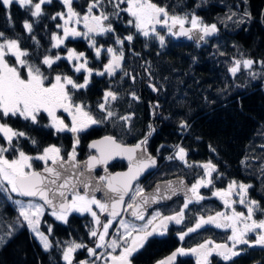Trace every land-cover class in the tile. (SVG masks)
Listing matches in <instances>:
<instances>
[{
	"label": "trees",
	"instance_id": "1",
	"mask_svg": "<svg viewBox=\"0 0 264 264\" xmlns=\"http://www.w3.org/2000/svg\"><path fill=\"white\" fill-rule=\"evenodd\" d=\"M147 1L167 18L195 16L214 29L213 37L199 47L168 35H139L125 14L126 0H72L69 9L77 14L95 6L92 14L105 16L104 31L92 35L88 30L84 36L78 28L70 38H61L60 3L28 0L25 5L0 2V46L15 45L23 72L43 86L58 81L67 101L82 110L86 128L75 136L76 159L89 152V140L100 136L122 144L142 142L149 155H157V177L175 172L189 181L197 162L211 164L213 171L200 194L239 182L264 217V0L237 1V11L234 0ZM110 51L117 55L114 62L119 61V68L106 75L103 66ZM78 61L82 70L75 71ZM244 62L247 66L239 72L231 70L234 63ZM6 63L11 67L13 59L6 57ZM0 125L13 133L4 149L6 159L18 154L33 158L48 146L64 158L71 149L70 136L54 130L42 114L31 121L0 113ZM174 150L182 152L183 163L173 158ZM42 165L32 159L29 171ZM109 166L117 168L122 162ZM12 196L22 199L17 193ZM187 208L189 215L197 210L203 214L217 205L209 199ZM16 220L0 191V232L9 227L5 234L9 233ZM37 227L49 248L41 250L20 226L0 244V264H63V252L70 246L81 247L71 250L76 263L85 257L83 247L92 244V220L87 215H69L58 223L43 214ZM224 235L205 227L183 237L182 244L191 246L207 237L220 240ZM174 242L170 235L149 239L130 262L153 264ZM242 249L229 259L212 255L206 264H264L262 245Z\"/></svg>",
	"mask_w": 264,
	"mask_h": 264
},
{
	"label": "rangeland",
	"instance_id": "2",
	"mask_svg": "<svg viewBox=\"0 0 264 264\" xmlns=\"http://www.w3.org/2000/svg\"><path fill=\"white\" fill-rule=\"evenodd\" d=\"M10 1L21 5L28 4V0H0L4 6ZM39 1L48 2L49 0ZM57 1L62 7V12L57 15L59 21L58 29L62 34L61 38H70L72 33L78 28L84 36L88 30L92 35H100L104 31L101 22L105 19V16L100 13L93 15L92 11L95 10V6L90 5L84 13L77 14L69 9V4L72 0ZM237 1L244 2V0H234L233 9L235 11L239 8L238 3H235ZM125 14L128 16V22L135 32L143 36L154 33L158 36H170L168 30L160 31L159 29V33V31L155 30L156 28L149 26V23H152V16H155L158 22H173L181 26L198 28L200 30L208 27L190 14L167 18L161 10L152 6L147 0H126ZM19 56L20 53L15 45L6 43L4 47L0 46V113L2 115L16 114L31 121L36 115H44L54 130L70 136L72 141L71 149L67 151L66 155L73 154L75 136L86 128V117L78 106L72 105L67 101L63 95V87L58 81L55 80L52 84L43 86L37 77L28 72H23ZM69 56L77 60L80 59L75 54H69ZM116 56L113 51L108 52V57L103 66V72L106 75H112L119 68L117 65L119 61L114 62L115 58H117ZM6 57L13 59L11 67L7 65ZM242 66H247V63H234L231 70L237 73L243 68ZM73 69L75 71L82 70V63L76 62ZM12 137L13 133L7 127L0 125V191L9 201L17 215V220L12 222L15 228L7 234L5 233L9 227L3 233L0 232V244L5 242V239L11 236L20 226H23L38 247L46 251L49 248V243L45 235L37 227L39 219L43 214H47L53 221L58 223H64L69 215H87L94 224V226L92 224L90 234L96 238L95 242L86 248V257L76 263H72L73 260L70 255L72 248L76 250L78 247L70 246L63 252L62 263L129 264L124 261L127 254L126 250L129 249L128 243L132 239L138 238L137 233L146 229L147 223L151 219L156 218L157 213L153 212L143 223L131 222L125 216H120L115 220H104L100 223L99 232L96 234L95 229L98 224V218L104 207L99 196L86 197L80 192L68 194L65 211H46L37 201L19 199L12 196L16 195V190L13 187V178L28 172L32 159H35L40 164H46L59 157L58 149L48 146L33 158L18 154L14 158L6 159L4 157V149L9 145ZM172 155L173 158L183 163L182 152L180 150H174ZM202 174L201 179L192 185L191 191L197 199L196 204L203 200L212 199L217 205V209L214 211L220 213L219 218L226 221V224L220 227L215 221L213 223L207 220L200 221L196 223L194 228L183 230V232L185 231L183 234L190 233L195 228L197 229L210 223L214 228L221 229L229 235L228 240L231 243V250L234 252L232 255L236 254L237 251L233 249L232 242L243 243L246 236L254 237L253 243H259L264 247V217L259 216V209L256 204L247 198V187L239 182H232L223 189H212L208 191L206 196H203L199 191L206 188L211 171L204 170ZM137 186L135 185L131 195L140 191V187ZM4 226H6L5 223ZM182 236L180 233L177 237L181 238ZM211 250L214 249L208 247V251Z\"/></svg>",
	"mask_w": 264,
	"mask_h": 264
},
{
	"label": "water",
	"instance_id": "3",
	"mask_svg": "<svg viewBox=\"0 0 264 264\" xmlns=\"http://www.w3.org/2000/svg\"><path fill=\"white\" fill-rule=\"evenodd\" d=\"M149 26L168 30L176 41L192 43L202 47L214 35V29L189 28L177 23L158 22L152 16ZM91 154L80 160L74 155L55 158L45 165L13 178L17 195L25 200H34L46 211H65L68 194L82 193L86 197L99 196L103 202L101 217L118 218L122 214L123 202L130 187L136 180L151 172L156 163L141 142L140 144H122L109 136H100L87 142ZM112 161H122L127 166L121 171L108 173L106 166ZM99 171L101 177H95ZM175 198L190 199V193L184 179L175 176L154 183L149 190L136 196L126 211L129 218L137 217L152 209L158 203H167ZM217 250L226 252L224 244ZM172 253L162 258L168 264Z\"/></svg>",
	"mask_w": 264,
	"mask_h": 264
},
{
	"label": "flooded vegetation",
	"instance_id": "4",
	"mask_svg": "<svg viewBox=\"0 0 264 264\" xmlns=\"http://www.w3.org/2000/svg\"><path fill=\"white\" fill-rule=\"evenodd\" d=\"M88 154H91L90 150L86 155H88ZM72 155H74L76 158L75 150H73ZM151 156L154 157L156 165L151 172L146 173L140 179L133 182V184L130 187V190H129L127 197L124 199L121 216H125V218L127 220H129L131 222H136V223L145 222L151 216V214L153 212H156L157 216H156V218L151 219L150 222L147 223L146 229H144L143 231H139L137 233L138 234L137 239H132L128 243L129 249L126 250L127 254H126L125 259H124L125 262H128L129 264H131V262H130L131 257L137 251H139L142 248V246H144L149 239L164 238L167 235H170L172 238H174L175 244L170 251H168L166 254H164L158 261L154 262L153 264H164V263H162V258L171 254V253H172V256H171L168 264H206L207 260L212 255L216 256L217 258H221V259H229V258L234 257L235 255L239 254L243 250L242 247L247 245V244L248 245L250 244V246L255 245V244L257 246L260 245L259 243H253L254 237L252 238V240H250L246 236V237H244L243 243L232 242L233 243V249L237 250L236 254L232 255L234 252L231 250V245H230L231 243L228 240L229 235L226 232L222 231L221 229L214 228L210 224V223H213V221H215L218 224V226H220V227L225 226L226 221H223L219 218V216H220L219 212L214 211V213H213V211H211L209 213V210H206L205 213L202 214V213H197L198 211H201V210H197V212L194 211L195 213H193L192 215L187 214V212H188L187 206L191 203L196 204V200H197L196 197H194V195L192 194V191H191L192 185L196 181H199L201 179V177L203 175L202 172L204 170H210L211 172L213 171V166L211 164L206 165L205 163L197 162L196 166H194L195 169L192 170L193 176H190L191 180H189V181L188 180L186 181L183 176L178 175L175 172H172V173H170L168 175H164V176L161 174L160 177L158 176L159 177L158 178L156 176V172L159 169V163L156 160L157 155H151ZM84 157H82V158H84ZM82 158H80V159H82ZM80 159H77V160H80ZM113 162H122V161L110 162L106 166V171L108 173H112L115 171H121L127 166V164L125 162H122V166H119L117 168H115L116 166L115 167L113 166V168H112V166H109V165ZM199 164H201V165H199ZM94 176L95 177H101V174L99 171H95ZM175 176H180L184 179V181L188 187L189 193H190V199L175 198L174 200L169 201L167 203H158L152 209H150L149 211H147L144 214H141L137 217L129 218L126 216V214H125L126 211L132 205L134 199L136 198V196L138 194L149 190L150 187L154 183H156L157 181L168 180V179H171ZM135 185H138L140 187V191L131 195ZM198 195H199V193H198ZM107 219L115 220L116 218L101 217L100 222H99V218H98V224L96 225L97 227L95 229L96 234H97V232H99L98 228H99L100 223L103 222L104 220H107ZM206 220L209 221L210 223L206 224L202 227H199L197 229L195 228V230L190 232V233H193L199 229L207 227L210 230L214 229V231L224 233L225 234L224 238L220 239V240H211L210 237H207V239L203 240L200 243L193 244L191 246L183 245L182 244V238L187 236L188 234H190V233L183 234L185 232V231L183 232V230H186L188 228H194V226L196 225L197 222H200V221L203 222ZM92 224H93V222H92ZM93 226H94V224H93ZM180 233L183 236L181 238H178L177 236ZM95 240H96V238L93 237L92 243H94ZM221 244H224L227 248L225 253L220 251V250H217V247ZM208 247H212L214 250L208 251ZM236 247H240L241 249L236 248ZM79 248H81V247H78V249ZM86 248L87 247H83L85 257H86ZM73 250L74 249L72 248V251ZM85 257L81 258V260L84 259ZM223 257H226V258H223ZM72 263H74V262L72 261Z\"/></svg>",
	"mask_w": 264,
	"mask_h": 264
},
{
	"label": "bare ground",
	"instance_id": "5",
	"mask_svg": "<svg viewBox=\"0 0 264 264\" xmlns=\"http://www.w3.org/2000/svg\"><path fill=\"white\" fill-rule=\"evenodd\" d=\"M208 41H209V40H208ZM130 140H131V139H130ZM85 153H86V152H85ZM161 165H162V164H161ZM159 167H160V166H159ZM148 180H149V179H148ZM147 182H148V181H147ZM139 183H140V182H139ZM142 186H143V185H142ZM137 187H138V186H137ZM142 188H143V187H142ZM142 188H141V189H142Z\"/></svg>",
	"mask_w": 264,
	"mask_h": 264
}]
</instances>
